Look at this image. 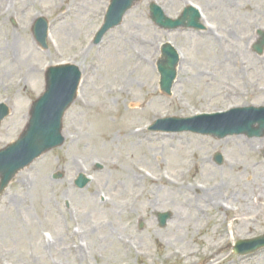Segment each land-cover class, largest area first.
<instances>
[{
  "label": "rangeland",
  "instance_id": "obj_1",
  "mask_svg": "<svg viewBox=\"0 0 264 264\" xmlns=\"http://www.w3.org/2000/svg\"><path fill=\"white\" fill-rule=\"evenodd\" d=\"M153 1L171 18L194 2L207 27L158 28L148 13ZM107 2L0 0V102L10 109L0 123V148L23 129L47 66L70 62L82 71L78 96L63 116L62 145L18 172L0 197V264H210L211 257L218 264H264V248L232 252L235 241L264 233V136L231 135L246 142L224 143L226 137L210 134L148 130L157 118L264 105V69L238 73L232 66H264V50L252 49L256 30L264 31V0H140L95 44ZM39 16L49 23L46 50L31 33ZM244 35L253 41H242ZM167 41L182 54L170 94L159 89L156 70ZM147 106L158 112L143 123ZM125 124L144 127L145 137L126 136ZM139 168L175 183L123 172ZM80 173L90 179L83 188L73 183ZM193 180L220 188L198 198V191L180 189ZM160 212L171 215L164 227ZM233 215L248 222L231 223Z\"/></svg>",
  "mask_w": 264,
  "mask_h": 264
},
{
  "label": "water",
  "instance_id": "obj_2",
  "mask_svg": "<svg viewBox=\"0 0 264 264\" xmlns=\"http://www.w3.org/2000/svg\"><path fill=\"white\" fill-rule=\"evenodd\" d=\"M133 0H111L108 8L105 23L99 31L96 41H98L105 30L119 23L123 13L129 8ZM193 11V9H190ZM154 20L160 25L166 27H173L175 24L181 22H173L166 19L164 21L163 14L159 8L152 9ZM197 15L196 12L193 13ZM198 26V25H196ZM35 37L40 40L45 46V30L46 22L41 21L40 27L37 26L33 29ZM257 52L261 51L260 47L256 48ZM164 61L158 64L159 71L162 75L161 87L165 92H169V88L175 76V65L177 63V55L174 50L165 45L162 48ZM80 77L79 70L73 65H65L59 67H51L46 73V92L33 103L30 112L29 124L26 130L22 133L20 139L14 146H10L6 151H0V167L10 166L13 160L20 162L30 160L32 156L38 155L40 152L50 149L51 147L61 144L63 141L60 135L61 117L64 110L69 106L75 96V90ZM0 106V119L7 114V110L2 109ZM229 118L234 122L236 130L231 132L241 133L252 131V124L258 123V133L264 131V107L234 109L229 113ZM206 123H198L193 125L194 130L200 132L210 131V127ZM187 127H170L164 126L161 129H185ZM257 133V132H256ZM21 165V163H20ZM12 169H17L16 167ZM5 176L2 180L9 177V171L4 172ZM87 182V179L80 177L76 180V184L82 187ZM4 184L1 185L0 191L3 189ZM169 214L159 215L160 224L165 223ZM264 246V236L239 241L234 247V251L240 254H246Z\"/></svg>",
  "mask_w": 264,
  "mask_h": 264
},
{
  "label": "bare ground",
  "instance_id": "obj_3",
  "mask_svg": "<svg viewBox=\"0 0 264 264\" xmlns=\"http://www.w3.org/2000/svg\"><path fill=\"white\" fill-rule=\"evenodd\" d=\"M201 21L203 22V16H202V13H201ZM206 33H208V34H213V32H212V30L211 29H208L207 30V32ZM243 39H247V37L246 36H244L243 38H242V40ZM253 39H254V37H250V38H248V41H253ZM178 50V49H177ZM178 52H179V54H180V60H182V54L180 53V51L178 50ZM78 66H80V65H78ZM232 66L233 67H235V68H237L236 69V72H238V73H240V72H242V71H244V68H248V67H258V68H261V69H264V66L263 67H259L257 64H251V65H245V67H244V65H243V63L242 62H233V64H232ZM260 66H262V65H260ZM122 86H120V88L119 89H117V90H120V91H122ZM82 96V95H81ZM80 96V97H81ZM262 104H264V101L263 102H261ZM139 105L140 103H135V104H133V105ZM144 110H147L146 111V114H147V116L145 117V120H144V122L143 123H146V121H148L149 120V118L150 117H154L156 114H157V112L158 111H154V110H152V109H150L148 106H147V108H145ZM100 111V113H104L102 110H99ZM125 114H127V113H125ZM108 125H110V124H108ZM125 125H127V126H125L124 127V129H123V134H125L126 136H130V137H139V136H141V137H145V135L143 134L144 133V131H145V128L144 127H137L136 125H134V124H132V125H128V124H125ZM110 130V129H109ZM108 131V130H107ZM101 136H103L104 138H108V136L107 135H105L104 133H101ZM162 137H166L167 135H161ZM231 142H233V143H237V141H241V143H244V142H246L245 141V139H243V138H227V140L226 141H224V143H230V141ZM226 164V166H228V167H230V166H232V168L234 169V170H237L238 169V167H240L239 165H234V164H230V165H228V163L227 162H225ZM195 168V164H193V166L191 167H188L187 169L190 171L191 170V172H192V170ZM130 169H126V170H123V172L124 173H126V177H128V178H130V179H133V180H136V179H148L150 182H160V183H162V182H164V183H166V184H168V185H171V184H174L175 183V181H173V182H171V181H169L168 179H166L165 180V175H163V174H156L157 176L156 177H152L151 176V174H155L152 170H150L149 171V173L148 172H145V171H143L142 169H138V172H132V171H129ZM206 170H208V169H206ZM195 173H197V171H196V169L194 170V174ZM195 178H196V175H195ZM217 188H220V186L219 185H214V186H210V187H203V186H201L199 183H197V181L196 180H193L190 184H188L187 186H183V184L181 185V187H180V189L181 190H195V191H198V192H196L195 193V191H194V193H195V195L198 197V198H200V197H204L205 195H206V193H207V191L208 190H215V189H217ZM240 201H242V203H244V202H247L248 201V199H243L242 197H239L238 198ZM195 201V200H194ZM250 201V200H249ZM249 201H248V203H249ZM251 202V201H250ZM222 208H223V210H225V211H229V210H232L233 209V207L232 206H223V205H220ZM245 216H247V214H245ZM242 218H238L236 215H233L232 216V219H231V223L232 222H238L239 223V221H246V222H248V218L246 217V219L245 218H243L242 220H241ZM210 264H218V260H216V259H214L213 257H211V261H210Z\"/></svg>",
  "mask_w": 264,
  "mask_h": 264
}]
</instances>
